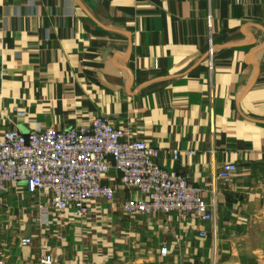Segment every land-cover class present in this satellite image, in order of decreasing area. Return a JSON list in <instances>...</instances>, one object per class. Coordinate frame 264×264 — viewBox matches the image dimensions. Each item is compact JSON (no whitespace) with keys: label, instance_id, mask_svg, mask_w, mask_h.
<instances>
[{"label":"crops","instance_id":"0c3cea01","mask_svg":"<svg viewBox=\"0 0 264 264\" xmlns=\"http://www.w3.org/2000/svg\"><path fill=\"white\" fill-rule=\"evenodd\" d=\"M98 116L194 186L234 164L229 183L215 185L214 221L124 217L121 202L138 193L114 171L103 181L114 201L92 203L84 220L44 217L23 187L9 188L0 264H264V0H0V138Z\"/></svg>","mask_w":264,"mask_h":264},{"label":"built area","instance_id":"2783aa9c","mask_svg":"<svg viewBox=\"0 0 264 264\" xmlns=\"http://www.w3.org/2000/svg\"><path fill=\"white\" fill-rule=\"evenodd\" d=\"M206 26L205 66L212 75L215 61L210 14L206 17ZM159 157L158 149L134 138L127 129L115 127L104 116L92 119L88 125L63 131L46 129L22 133L10 129L0 138V195L9 188L23 187L29 196L36 198L42 216L67 212L71 219L84 220L91 216L92 203L114 201L115 191L103 184L114 171L120 187L138 193L137 197L121 202L124 217L162 214L213 222L215 185H227L237 171L236 166L227 163L210 181L194 186L186 175L162 168L158 164ZM179 159V151L172 150V162ZM205 192L212 195V200H205ZM30 245L28 237L19 240L22 248ZM167 253L166 245H162L160 257ZM52 262L50 256L40 260V264Z\"/></svg>","mask_w":264,"mask_h":264}]
</instances>
